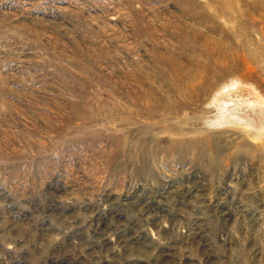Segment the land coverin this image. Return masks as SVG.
<instances>
[{"label": "rangeland", "instance_id": "obj_1", "mask_svg": "<svg viewBox=\"0 0 264 264\" xmlns=\"http://www.w3.org/2000/svg\"><path fill=\"white\" fill-rule=\"evenodd\" d=\"M0 264H264V0H0Z\"/></svg>", "mask_w": 264, "mask_h": 264}, {"label": "bare ground", "instance_id": "obj_2", "mask_svg": "<svg viewBox=\"0 0 264 264\" xmlns=\"http://www.w3.org/2000/svg\"><path fill=\"white\" fill-rule=\"evenodd\" d=\"M227 103H228V101H227ZM122 110H124V109H122ZM131 112V111H130ZM154 111L153 110H149V113H153ZM131 114V113H130Z\"/></svg>", "mask_w": 264, "mask_h": 264}]
</instances>
